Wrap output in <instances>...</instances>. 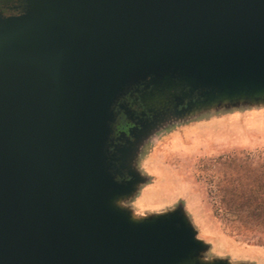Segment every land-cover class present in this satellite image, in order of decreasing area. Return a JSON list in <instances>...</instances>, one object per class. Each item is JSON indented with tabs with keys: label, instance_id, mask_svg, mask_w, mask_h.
I'll list each match as a JSON object with an SVG mask.
<instances>
[{
	"label": "water",
	"instance_id": "95a60500",
	"mask_svg": "<svg viewBox=\"0 0 264 264\" xmlns=\"http://www.w3.org/2000/svg\"><path fill=\"white\" fill-rule=\"evenodd\" d=\"M23 2L0 16V264H200L179 211L137 222L115 201L160 107L264 99V0ZM130 92L152 120L115 144Z\"/></svg>",
	"mask_w": 264,
	"mask_h": 264
},
{
	"label": "rangeland",
	"instance_id": "374dc122",
	"mask_svg": "<svg viewBox=\"0 0 264 264\" xmlns=\"http://www.w3.org/2000/svg\"><path fill=\"white\" fill-rule=\"evenodd\" d=\"M159 110L160 120L127 162L139 181L115 205L137 222L179 211L203 246L193 262L264 264V245L244 239L222 201L226 163L264 167V99L220 102L182 116L171 106Z\"/></svg>",
	"mask_w": 264,
	"mask_h": 264
},
{
	"label": "trees",
	"instance_id": "16d2710c",
	"mask_svg": "<svg viewBox=\"0 0 264 264\" xmlns=\"http://www.w3.org/2000/svg\"><path fill=\"white\" fill-rule=\"evenodd\" d=\"M226 164L223 207L236 215L238 232L245 240L264 245V167L253 168L235 159Z\"/></svg>",
	"mask_w": 264,
	"mask_h": 264
},
{
	"label": "flooded vegetation",
	"instance_id": "af4514ba",
	"mask_svg": "<svg viewBox=\"0 0 264 264\" xmlns=\"http://www.w3.org/2000/svg\"><path fill=\"white\" fill-rule=\"evenodd\" d=\"M24 6L23 0H0V16L9 17L20 15L24 10ZM119 103L123 104L128 109L129 114L125 116L123 110L118 109V107L115 108L117 115L112 125L111 134V139L115 144L124 143L125 137H128L127 131L132 128L133 125H139L140 122L149 121L152 116L145 110L140 102L139 94L135 92H130L125 95L120 99ZM120 136H122L121 140L117 139Z\"/></svg>",
	"mask_w": 264,
	"mask_h": 264
}]
</instances>
